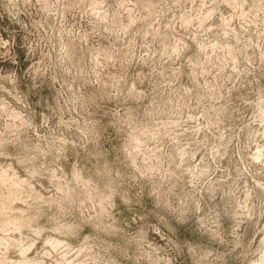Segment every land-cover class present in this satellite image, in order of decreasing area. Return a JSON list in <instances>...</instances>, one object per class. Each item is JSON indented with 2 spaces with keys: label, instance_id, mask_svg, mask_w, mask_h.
Instances as JSON below:
<instances>
[{
  "label": "clouds",
  "instance_id": "obj_1",
  "mask_svg": "<svg viewBox=\"0 0 264 264\" xmlns=\"http://www.w3.org/2000/svg\"><path fill=\"white\" fill-rule=\"evenodd\" d=\"M0 264H264V0H0Z\"/></svg>",
  "mask_w": 264,
  "mask_h": 264
}]
</instances>
